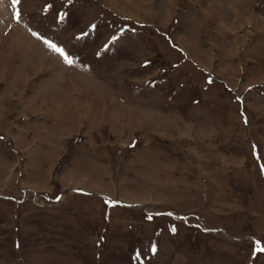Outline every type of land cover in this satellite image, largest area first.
Returning <instances> with one entry per match:
<instances>
[{
  "label": "rangeland",
  "instance_id": "1",
  "mask_svg": "<svg viewBox=\"0 0 264 264\" xmlns=\"http://www.w3.org/2000/svg\"><path fill=\"white\" fill-rule=\"evenodd\" d=\"M258 249L264 0H0V264Z\"/></svg>",
  "mask_w": 264,
  "mask_h": 264
},
{
  "label": "snow or ice",
  "instance_id": "2",
  "mask_svg": "<svg viewBox=\"0 0 264 264\" xmlns=\"http://www.w3.org/2000/svg\"><path fill=\"white\" fill-rule=\"evenodd\" d=\"M18 2V0H17ZM49 47L53 48L54 51L58 52L65 60L66 63L69 65L72 63V60L68 58V56L65 54L64 50L56 47L55 45L50 44ZM258 251H264V249H258Z\"/></svg>",
  "mask_w": 264,
  "mask_h": 264
}]
</instances>
